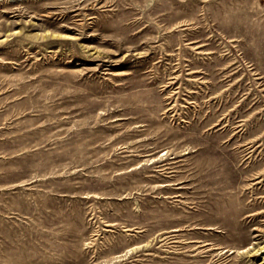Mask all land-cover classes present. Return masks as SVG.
Masks as SVG:
<instances>
[{"label": "rangeland", "instance_id": "obj_1", "mask_svg": "<svg viewBox=\"0 0 264 264\" xmlns=\"http://www.w3.org/2000/svg\"><path fill=\"white\" fill-rule=\"evenodd\" d=\"M0 264H264V0H0Z\"/></svg>", "mask_w": 264, "mask_h": 264}]
</instances>
